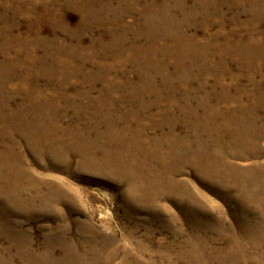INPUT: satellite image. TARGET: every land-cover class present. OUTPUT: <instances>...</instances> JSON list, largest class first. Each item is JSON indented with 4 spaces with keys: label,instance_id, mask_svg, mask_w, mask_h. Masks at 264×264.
<instances>
[{
    "label": "rangeland",
    "instance_id": "rangeland-1",
    "mask_svg": "<svg viewBox=\"0 0 264 264\" xmlns=\"http://www.w3.org/2000/svg\"><path fill=\"white\" fill-rule=\"evenodd\" d=\"M252 232L264 0H0V264H264Z\"/></svg>",
    "mask_w": 264,
    "mask_h": 264
},
{
    "label": "bare ground",
    "instance_id": "bare-ground-1",
    "mask_svg": "<svg viewBox=\"0 0 264 264\" xmlns=\"http://www.w3.org/2000/svg\"><path fill=\"white\" fill-rule=\"evenodd\" d=\"M251 237L254 239L255 243L257 245L261 244L264 247V236L263 234H258L257 232H252ZM240 238V237H239ZM238 238V239H239ZM242 239V238H241ZM244 240V239H243ZM252 240V239H251ZM248 244V243H247ZM253 245V244H252ZM251 245V246H252ZM259 245V246H261ZM244 247V242H232L229 243L226 248H228L229 250V259H227V264H254L252 263H248V256L246 255V251L245 249L241 248ZM258 246V247H259ZM248 247V246H247ZM255 247V246H254ZM262 247V248H263ZM246 248V247H245ZM253 250V249H252ZM262 250V249H261ZM260 252V251H259ZM254 260V259H253ZM258 262V261H257Z\"/></svg>",
    "mask_w": 264,
    "mask_h": 264
}]
</instances>
